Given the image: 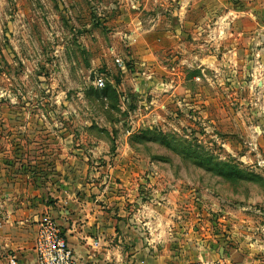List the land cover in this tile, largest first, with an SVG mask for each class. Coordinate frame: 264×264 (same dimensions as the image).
I'll list each match as a JSON object with an SVG mask.
<instances>
[{"label":"rangeland","instance_id":"rangeland-1","mask_svg":"<svg viewBox=\"0 0 264 264\" xmlns=\"http://www.w3.org/2000/svg\"><path fill=\"white\" fill-rule=\"evenodd\" d=\"M259 1L0 0V157L40 173L28 161L59 153L40 140L78 139L94 167L119 154L158 176L193 229L249 215L264 232V72L245 59Z\"/></svg>","mask_w":264,"mask_h":264},{"label":"crops","instance_id":"crops-1","mask_svg":"<svg viewBox=\"0 0 264 264\" xmlns=\"http://www.w3.org/2000/svg\"><path fill=\"white\" fill-rule=\"evenodd\" d=\"M259 2L264 6V0ZM260 17L255 7L237 12L235 33H251ZM258 41L257 35L253 44L247 42L249 66H256ZM245 44L235 42L227 50L238 57ZM236 56L234 64L244 60ZM40 144L59 150L28 161L39 163L40 173L25 169L27 160L22 157H0V264H7L10 256L17 264H36L33 241L46 211L84 264H189L198 259L264 264V232L249 215L245 224L230 219L225 234L209 232L204 225L194 230L190 218L178 220L172 189L158 186L152 172L146 174L148 181L128 171L127 161L113 165L122 160L119 154L103 155L109 159L107 166L94 167V150L84 153L78 139H44Z\"/></svg>","mask_w":264,"mask_h":264},{"label":"built area","instance_id":"built-area-1","mask_svg":"<svg viewBox=\"0 0 264 264\" xmlns=\"http://www.w3.org/2000/svg\"><path fill=\"white\" fill-rule=\"evenodd\" d=\"M258 44L254 54L256 66L264 72V25L258 32ZM122 66L120 59H116ZM97 85L102 86L103 80L99 79ZM33 249L36 255V264H84L73 248L68 243L61 226L48 211L44 212L37 222ZM7 264H17L14 256H10ZM189 264H222L220 259H198Z\"/></svg>","mask_w":264,"mask_h":264}]
</instances>
